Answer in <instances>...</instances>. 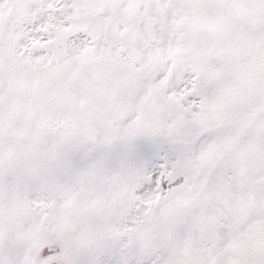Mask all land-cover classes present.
<instances>
[{
  "label": "snow or ice",
  "instance_id": "1",
  "mask_svg": "<svg viewBox=\"0 0 264 264\" xmlns=\"http://www.w3.org/2000/svg\"><path fill=\"white\" fill-rule=\"evenodd\" d=\"M0 264H264V0H0Z\"/></svg>",
  "mask_w": 264,
  "mask_h": 264
}]
</instances>
